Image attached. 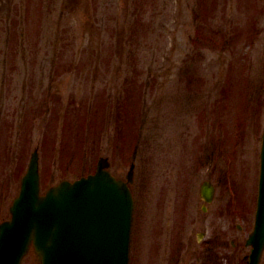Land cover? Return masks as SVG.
<instances>
[{
	"label": "rangeland",
	"instance_id": "rangeland-1",
	"mask_svg": "<svg viewBox=\"0 0 264 264\" xmlns=\"http://www.w3.org/2000/svg\"><path fill=\"white\" fill-rule=\"evenodd\" d=\"M263 126L264 0H0V220L35 148L41 192L107 157L135 165L130 264H203L233 195L217 224L252 228Z\"/></svg>",
	"mask_w": 264,
	"mask_h": 264
},
{
	"label": "water",
	"instance_id": "water-1",
	"mask_svg": "<svg viewBox=\"0 0 264 264\" xmlns=\"http://www.w3.org/2000/svg\"><path fill=\"white\" fill-rule=\"evenodd\" d=\"M260 162L250 264L258 263L264 247V128ZM109 164L101 157L93 174L61 180L40 194L35 148L10 207L12 218L0 223V264H19L31 242L41 264H128L134 164L126 180L115 178Z\"/></svg>",
	"mask_w": 264,
	"mask_h": 264
},
{
	"label": "flooded vegetation",
	"instance_id": "flooded-vegetation-1",
	"mask_svg": "<svg viewBox=\"0 0 264 264\" xmlns=\"http://www.w3.org/2000/svg\"><path fill=\"white\" fill-rule=\"evenodd\" d=\"M211 174L215 175V171L214 173H211ZM219 174H220L219 177H221L222 176L221 170ZM211 183H212L211 188L213 192L212 197L209 202H207L204 198H202L203 211L206 210L207 209L206 206L214 202L216 198V190L218 189V184L215 185L213 181H211ZM220 188H221V185H220ZM249 212L250 210L245 207H237V208L228 207L224 209L217 207L214 209V218L207 220V225L211 224V225H214L215 227H213L214 229L212 230L206 229L205 234H207V231H208V232H211V235L206 237V239L204 240L202 247H201L202 249L200 248V252L198 256L199 259L205 260L203 264H219L218 260L220 258H226V260H229V261H233V262L237 261V262H243L247 264V257H248L251 247L246 243L247 235H244L241 232L242 228L244 227L238 221L234 224V227H232L231 225L226 226V224L219 226V224H217V218L219 215L227 214L228 216L229 215L236 216L235 218L241 217V219L243 220L244 219L243 217L245 216V214ZM228 226L230 228H228ZM239 232L244 237L242 241L236 239L237 238L236 236H238ZM180 243L181 245L183 244V247H185V250H186V244H188V242L185 244V239L182 237L180 240ZM177 252H181L180 245H179V248H177V250L175 251V253ZM263 257H264V251H263L262 258L259 264H261Z\"/></svg>",
	"mask_w": 264,
	"mask_h": 264
}]
</instances>
